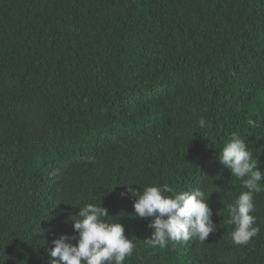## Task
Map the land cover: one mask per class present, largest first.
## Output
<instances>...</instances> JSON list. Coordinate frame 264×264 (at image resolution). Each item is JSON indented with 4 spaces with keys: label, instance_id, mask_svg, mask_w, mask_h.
<instances>
[{
    "label": "trees",
    "instance_id": "trees-1",
    "mask_svg": "<svg viewBox=\"0 0 264 264\" xmlns=\"http://www.w3.org/2000/svg\"><path fill=\"white\" fill-rule=\"evenodd\" d=\"M233 132L264 174V0H0V264H48L100 201L125 264H264V184L258 235L226 223L246 191L217 159ZM125 184L201 189L216 230L152 247Z\"/></svg>",
    "mask_w": 264,
    "mask_h": 264
},
{
    "label": "clouds",
    "instance_id": "clouds-1",
    "mask_svg": "<svg viewBox=\"0 0 264 264\" xmlns=\"http://www.w3.org/2000/svg\"><path fill=\"white\" fill-rule=\"evenodd\" d=\"M199 125L203 129L206 121L201 118ZM218 152L219 163L246 189L234 202L228 203L229 218L226 220L228 225L234 226L232 242L246 246L260 231L254 226L257 218L251 213L256 211L254 196L262 191L264 174L257 169L254 152L236 132L231 133ZM125 186L127 191L121 196L130 194L134 198V215L152 218L148 227L153 231L146 242L154 248H165L169 242L191 239L204 242L216 230L211 219L213 212L208 205L210 195L201 189L174 191L167 184L145 186L142 190L133 185ZM78 208L76 215H69L77 235L62 234L52 240L53 246L47 249L48 264H125L136 245L125 236L123 224L108 220V210L101 206V201L99 205L86 203Z\"/></svg>",
    "mask_w": 264,
    "mask_h": 264
}]
</instances>
